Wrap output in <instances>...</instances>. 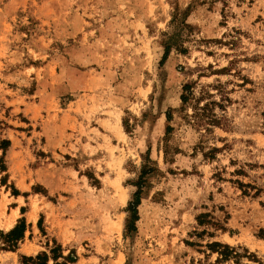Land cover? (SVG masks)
Masks as SVG:
<instances>
[{"label":"rangeland","instance_id":"obj_1","mask_svg":"<svg viewBox=\"0 0 264 264\" xmlns=\"http://www.w3.org/2000/svg\"><path fill=\"white\" fill-rule=\"evenodd\" d=\"M20 219L0 264H264V0H0V232Z\"/></svg>","mask_w":264,"mask_h":264},{"label":"trees","instance_id":"obj_2","mask_svg":"<svg viewBox=\"0 0 264 264\" xmlns=\"http://www.w3.org/2000/svg\"><path fill=\"white\" fill-rule=\"evenodd\" d=\"M185 15L186 12L181 14L180 13L176 14L173 19V23H175L177 26H180L182 28H186L184 21ZM175 44H177V41L175 35H173L168 37L164 45L166 46V48H169ZM180 99H181L182 109H185V107H189V106L192 108L193 114L191 115V118L193 120V125H195L196 127H203L207 132L209 131V127L219 126L220 121L217 120V118L214 115H211L210 113L208 115L205 114V112L208 111L209 106L216 103L211 101L210 103H205V105L200 107L201 100L199 98H195L193 93V84H185L183 86ZM149 164L150 162L146 160L145 164L142 166L139 178L134 185L136 191L131 197V200L128 203V207L126 209L127 219L125 221V234L127 235L135 231V222L138 219L137 208L140 204L142 189L145 185L146 177L150 175L152 172V169ZM206 218L207 215L198 216L197 217L198 224L200 226H203L204 224H210L207 222L205 223ZM25 231H26L25 220L20 219L17 221L16 225L7 233L0 232L1 249L3 251H10V252L15 251L17 245L24 238ZM219 231L224 233L226 232V229L220 227ZM208 247L210 248L212 253L217 254L218 258L216 263L227 262L232 259L236 261L238 258L241 257L239 254H237L236 250L226 245H221L219 243H212ZM49 262H52V264H74L76 262V257L75 255H73V253H70L67 256H63L61 247L56 244L53 246V248L49 250L48 254L46 252H41L35 257H29V258L21 257L22 264H49Z\"/></svg>","mask_w":264,"mask_h":264}]
</instances>
